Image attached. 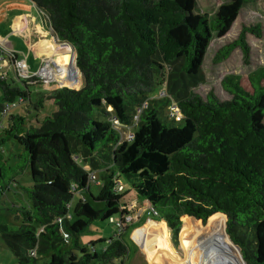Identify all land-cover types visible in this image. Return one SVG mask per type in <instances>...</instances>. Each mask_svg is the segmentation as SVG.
<instances>
[{
  "label": "trees",
  "instance_id": "16d2710c",
  "mask_svg": "<svg viewBox=\"0 0 264 264\" xmlns=\"http://www.w3.org/2000/svg\"><path fill=\"white\" fill-rule=\"evenodd\" d=\"M29 1L53 35L73 46L82 83L55 86L32 104L29 85L0 79V113L18 99L34 113L47 101L55 108L31 125L9 115L2 128L0 142L22 152L11 167L0 152V197L24 171L31 180L22 188L29 207L1 209L17 222L0 224V244L16 264H125L119 232L129 212L119 181L157 212L174 241L184 218L183 236L189 223L196 233L215 229L210 237L221 241L225 217L223 235L243 262L264 264V69L225 77L228 100L194 92L213 36H225L242 5L257 0H228L211 18L195 13L196 0ZM247 35L260 39L259 24L242 27L213 62L239 48L246 63ZM171 102L178 117L168 115ZM175 119L181 125H167ZM94 221L118 230L100 251L79 243Z\"/></svg>",
  "mask_w": 264,
  "mask_h": 264
},
{
  "label": "rangeland",
  "instance_id": "374dc122",
  "mask_svg": "<svg viewBox=\"0 0 264 264\" xmlns=\"http://www.w3.org/2000/svg\"><path fill=\"white\" fill-rule=\"evenodd\" d=\"M16 1L17 0H13L12 3H16ZM228 2H229L228 0H196L195 13L207 14L208 17L211 18L214 16L217 8L220 5L226 4ZM22 3H23L22 6L28 8L31 14L34 17H36V19L39 21L41 25L42 22L46 24L49 31L50 29L49 25L43 20L41 16L39 17L37 11L31 6V4H29L28 0H22ZM254 24H259L262 31V37L260 39H257L250 35L246 36V42L249 46L248 60L246 63L243 61V55L239 48H235L226 60L218 64H215L213 62V56L220 47L233 42L239 35L242 27L244 26L247 27L249 25H254ZM50 42H52V40H49V43ZM62 55H61L62 60L60 61V64H63L64 63L63 61H66V59L67 61H69L68 58L65 59V56ZM71 59L70 62H73ZM49 60L51 61V58ZM49 60L46 61V64L52 67V64ZM29 64H30L29 67L31 68L29 71L32 72L35 70L34 72H37L42 63L37 62L32 57H30ZM62 68L65 67L63 66ZM259 68L264 69V0L250 1L243 4L237 18L235 19L234 23L232 24L227 34L221 38H217L216 36H213V38L211 39L208 45L202 64V74L204 77V81L194 89V92L199 94L202 98H205L209 93H212L219 100H228L229 96L221 88V81L227 76H232V77L247 76L248 74L254 72ZM68 69L71 68L69 67ZM7 80L9 84H11V86L23 87L24 84L29 85L27 89L30 93V103L32 104H34L39 97L43 96L44 94L52 90V88H54L55 86L67 88L61 86L60 83H58L59 80L57 82L55 80L50 79L47 76L46 77L43 76L42 79H37L35 81H23L25 83H21L18 82L14 76L12 77L8 75ZM79 80H81V77L79 78ZM80 86L79 87L77 86L78 88L74 90L79 89ZM1 100H2V93L0 90V102ZM32 104L28 105V103H25L23 106L22 105L16 106L15 108L9 110V112L2 119L0 117V121L3 124L1 125L0 123L1 125L0 140L4 139L2 128L3 126H6L9 115H18L19 117L24 119L28 125H31L34 122V119L40 122L42 121L43 118L50 116L51 113L55 110V108L51 105V103L47 101L43 103L42 107L38 110L37 113H34L32 111L33 109L31 108ZM161 119L165 120L163 117H161ZM175 120H176L175 122H172L173 121L172 120L171 123L170 121H168L167 125L168 126L181 125V122L178 121L179 119H175ZM120 132L122 138L126 139L130 137L129 131L126 128L120 129ZM0 149H1L0 152L2 156V161H4L5 164L9 167L15 164V162L17 161V156L22 152V149L15 142L10 140L4 141L3 143L0 142ZM84 167L87 169L86 165ZM121 182L120 181L118 182V190L119 192L124 193L123 202L125 203L127 210L129 212V215L127 216L128 219L123 227L124 229L123 231L121 230L119 232L120 236H122L128 247L127 255L123 259V261L125 264H152L150 263L149 258L144 253V250L146 248L148 249L151 245H153V242H155L154 236L158 233L160 227L163 228L164 225H166V223L163 220H157V217H153L147 221V215H146L147 202L138 199V197L133 192H129L127 190L126 184H124L123 182H122L123 184H121ZM30 185H31V180L28 171H24L23 173L19 174L16 177V182H11L8 184L7 189H5V191L2 193L0 197V224L9 225V226L17 225V222H15L10 215H7L4 212H2L1 209L11 208V207L14 208L29 207V202L26 199L22 188L28 187ZM96 190H97L96 187L91 186L90 191L92 193H95ZM114 220H116V217H114ZM185 220H190V218H184L182 220L179 232L175 237V241L171 231L168 229L169 230L168 240L170 245L175 250H173L172 248L166 245L169 251L168 253V251L166 252V248L162 247L160 249L161 250L160 252L168 255V258L165 259L162 257H158L157 262L155 264H161L166 261H170L174 264H186L185 259L183 258L182 255L183 251L180 248V241L181 244L188 249H194L195 242L193 238H191L190 236L182 235V228L184 227L182 224L184 223ZM194 223L198 226V228L204 227L206 225L205 223V225L201 226L198 222L195 221ZM224 224H225V219L222 220L223 231L219 223L220 240L221 242L230 244L226 240L225 234L223 235ZM214 231L215 229L209 230L207 232L198 233L202 235L203 245L221 244L220 241L211 239L210 235ZM117 234H118V230L116 229L114 224H110L107 221H94L86 228L84 232L80 234L79 243L83 247L87 248L89 251L93 250L92 246L94 244L95 250L100 251L101 247L107 243L108 239L115 238ZM99 240H101L102 242H99ZM235 251L236 252L238 251L237 254L240 256L239 250H235ZM241 261H240L241 264H245L242 259ZM0 264H16L15 257L11 254L10 251H8V249H6L1 244H0ZM113 264H118V261L115 260Z\"/></svg>",
  "mask_w": 264,
  "mask_h": 264
},
{
  "label": "crops",
  "instance_id": "0c3cea01",
  "mask_svg": "<svg viewBox=\"0 0 264 264\" xmlns=\"http://www.w3.org/2000/svg\"><path fill=\"white\" fill-rule=\"evenodd\" d=\"M12 1L0 0V46L11 51L12 55L17 59L25 58L29 70L31 69L29 67L30 57L41 63L51 58V61H49L52 67L45 65L51 69L50 72L58 75L57 70L64 65V63L60 64L64 50L61 51V49L57 48V52H53L50 48L49 40L51 39L46 24L42 22L41 25L36 17L31 14L30 10L22 6V0H17L16 3H12ZM28 2L36 10L29 0ZM37 14L39 15L38 11ZM64 66H67V63ZM8 75L13 77L11 71L7 72L6 76Z\"/></svg>",
  "mask_w": 264,
  "mask_h": 264
},
{
  "label": "bare ground",
  "instance_id": "6f19581e",
  "mask_svg": "<svg viewBox=\"0 0 264 264\" xmlns=\"http://www.w3.org/2000/svg\"><path fill=\"white\" fill-rule=\"evenodd\" d=\"M53 52H57V48L64 50V56L65 59L68 58L69 61H63L64 65L67 63V66H64L65 68L62 69L59 68L57 70L58 75H55L54 72H50L51 69L47 68L46 65L43 67L42 74L44 77H49L52 80H55L60 83L61 86L64 87H72V88H78L81 85L80 74L78 73L77 69L74 67V58H73V51L68 50L69 48L67 46H61L54 44L53 41L50 42ZM67 48V49H66ZM66 49V50H65ZM70 53H69V52ZM62 55V56H63ZM72 57V59H71ZM70 59L73 62H70ZM64 60V57H63ZM58 61V60H57ZM61 61V59H60ZM57 63V62H56ZM54 65V64H53ZM71 69H68V68ZM54 68V67H53ZM49 69V70H48ZM56 71V70H55ZM72 77H77L75 81L72 82ZM80 84V85H79ZM78 86V87H77ZM188 225L190 229H187V234L193 238L195 245L194 249H188L184 247L181 244L180 241V248L183 251V258L185 259L186 264H241L239 259L240 256L237 254L235 250H237L235 247L226 244L225 242H221V244H211V245H203V238L202 235L196 233L190 226L189 223H185ZM164 225L163 228L160 227L158 233L154 236L155 242H153V245H151L148 249L146 248L144 250V253L149 258L150 263L155 264L157 262L158 257H162L167 259L168 255L161 253L160 249L162 247L166 248V252L168 251L167 246L175 250L169 243V230L167 226ZM152 243V242H151ZM165 244V245H163ZM167 245V246H166ZM203 245V246H202ZM202 246V247H201ZM232 248V249H231ZM235 249V250H234ZM169 253V251H168ZM178 253V252H177ZM167 264H174L170 261H166Z\"/></svg>",
  "mask_w": 264,
  "mask_h": 264
},
{
  "label": "built area",
  "instance_id": "2783aa9c",
  "mask_svg": "<svg viewBox=\"0 0 264 264\" xmlns=\"http://www.w3.org/2000/svg\"><path fill=\"white\" fill-rule=\"evenodd\" d=\"M11 54H12L11 51L0 46V79H6L7 78L6 75L8 71H11L13 73V76L16 78L17 81H30V80L35 81L37 79H42V77L44 76L42 74L44 67L43 64L45 65L46 62L41 64L37 72H30L26 64L25 58L17 59L14 56L11 57ZM161 87L163 88L164 85H162ZM164 96L165 94L163 91H160L158 93V97H164ZM22 103L23 100L18 99L16 102H13L11 104H6L5 108L0 113L1 119L9 112V110L15 108L16 106H19V104ZM168 110H169L168 115L170 118L178 117V109L174 102L170 103ZM1 125H0V129H1ZM89 178L90 181H93L92 174H90ZM146 215H147V221L157 216V212L148 203L146 207ZM127 219L128 218L126 217L125 222L127 221ZM31 255H33V253H31Z\"/></svg>",
  "mask_w": 264,
  "mask_h": 264
},
{
  "label": "water",
  "instance_id": "95a60500",
  "mask_svg": "<svg viewBox=\"0 0 264 264\" xmlns=\"http://www.w3.org/2000/svg\"><path fill=\"white\" fill-rule=\"evenodd\" d=\"M48 34H49L50 39L53 41L54 44L61 45V46H67L69 48V50H71V51L74 52V65H75L74 67L77 69V67H76V52H75L73 46L69 42H67V41H61V42H59L58 39L56 37H54L53 32L50 29L48 31ZM77 71H78V69H77ZM78 73H79V71H78ZM75 80H76V78L72 77V82L75 81ZM224 219H225V217H224ZM233 247H235V246H233ZM235 248L238 250L237 247H235Z\"/></svg>",
  "mask_w": 264,
  "mask_h": 264
}]
</instances>
